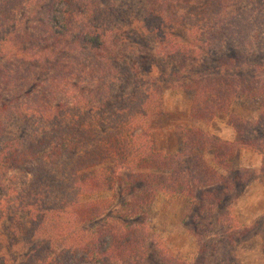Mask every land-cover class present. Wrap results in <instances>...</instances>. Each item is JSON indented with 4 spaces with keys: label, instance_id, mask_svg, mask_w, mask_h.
<instances>
[{
    "label": "trees",
    "instance_id": "16d2710c",
    "mask_svg": "<svg viewBox=\"0 0 264 264\" xmlns=\"http://www.w3.org/2000/svg\"><path fill=\"white\" fill-rule=\"evenodd\" d=\"M205 50L233 60L215 72ZM155 60L190 99L175 155L147 136L167 75ZM240 99L258 103L253 125L230 116ZM222 115L231 142L198 127ZM261 129L264 0H0V264H145L158 195L213 211L250 178L237 150L264 176Z\"/></svg>",
    "mask_w": 264,
    "mask_h": 264
},
{
    "label": "rangeland",
    "instance_id": "374dc122",
    "mask_svg": "<svg viewBox=\"0 0 264 264\" xmlns=\"http://www.w3.org/2000/svg\"><path fill=\"white\" fill-rule=\"evenodd\" d=\"M225 55L228 60H233L230 54L205 50L201 59L202 65L220 72L218 62ZM155 61L156 65L165 72L162 63ZM248 61L249 59H244L243 63L247 65ZM242 67L246 68V66ZM158 70L161 72L159 68ZM165 73H167L164 80L166 83H162L163 112L158 118L150 121L147 136L156 151L175 155L183 150L180 131L188 126L190 99L183 94L174 76L169 71ZM258 109L259 105L256 101L240 99L231 105L229 113L230 116L253 125L256 122ZM223 125L230 126L228 116L222 115L209 125L198 127L213 135V132ZM260 132L263 136L259 134ZM255 135L263 139L264 129L258 130ZM245 136L249 137V135ZM251 167L247 170L237 168L243 174H250L248 182L233 191V194L222 204L216 205L213 211H207L205 209L207 206L204 205L203 212V204L197 200L193 202L181 197L169 198L159 194L148 219L153 244L151 242L146 251L148 260L145 264H264V213H256L253 208L247 207L252 198L251 193L254 194L252 199H257L264 206V183L263 188L260 187L262 190H258L251 183L264 176L260 171L257 174ZM101 200L107 205L118 202L112 194L101 195ZM222 214L226 215V220H229L234 227L230 232L225 231L223 226L217 224V218H214ZM260 222L262 225L259 227L257 224ZM232 233L244 234V237L235 247L230 248L227 246V240ZM161 254L163 256H160Z\"/></svg>",
    "mask_w": 264,
    "mask_h": 264
},
{
    "label": "crops",
    "instance_id": "0c3cea01",
    "mask_svg": "<svg viewBox=\"0 0 264 264\" xmlns=\"http://www.w3.org/2000/svg\"><path fill=\"white\" fill-rule=\"evenodd\" d=\"M215 137H218L221 140L224 141H228L231 142L233 140V136H234V131L233 128H231V126H219V129H217L216 132H213ZM232 167L237 170V168H242L243 170H247L248 168L251 167L252 169H254V171L257 172V174L260 171V166H261V162H262V158L261 156L254 154L252 152H248V151H244V150H237L235 153L234 158L232 159ZM250 166V167H249ZM264 178H258L254 181H252L251 183L254 184L255 188H258V190H262L260 187L263 186L264 183ZM258 182V183H256ZM257 184V185H255ZM263 188V187H262ZM252 198L254 197V194H252ZM248 197V194L246 195V198ZM249 197H251L249 195ZM250 199L249 203L247 204V207H251L253 208V210L257 213L260 212L261 214L264 213V206H262L261 202L258 201L257 199Z\"/></svg>",
    "mask_w": 264,
    "mask_h": 264
}]
</instances>
